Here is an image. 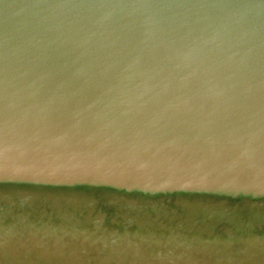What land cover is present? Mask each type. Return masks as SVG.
Segmentation results:
<instances>
[{
    "label": "water",
    "instance_id": "obj_1",
    "mask_svg": "<svg viewBox=\"0 0 264 264\" xmlns=\"http://www.w3.org/2000/svg\"><path fill=\"white\" fill-rule=\"evenodd\" d=\"M0 264H264V0H0Z\"/></svg>",
    "mask_w": 264,
    "mask_h": 264
}]
</instances>
